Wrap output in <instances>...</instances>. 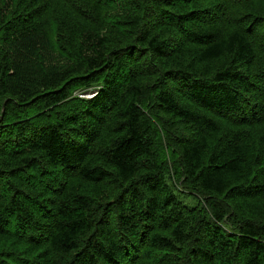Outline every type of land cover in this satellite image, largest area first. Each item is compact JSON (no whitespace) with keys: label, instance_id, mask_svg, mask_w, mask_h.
I'll return each instance as SVG.
<instances>
[{"label":"trees","instance_id":"16d2710c","mask_svg":"<svg viewBox=\"0 0 264 264\" xmlns=\"http://www.w3.org/2000/svg\"><path fill=\"white\" fill-rule=\"evenodd\" d=\"M0 264H264V0H0Z\"/></svg>","mask_w":264,"mask_h":264},{"label":"rangeland","instance_id":"374dc122","mask_svg":"<svg viewBox=\"0 0 264 264\" xmlns=\"http://www.w3.org/2000/svg\"><path fill=\"white\" fill-rule=\"evenodd\" d=\"M85 91H77V92H75L78 96H81V97H83V98H88V97H91L92 96V94H93V92H95V90L93 91V90H89L88 89V91L87 92H85Z\"/></svg>","mask_w":264,"mask_h":264},{"label":"bare ground","instance_id":"6f19581e","mask_svg":"<svg viewBox=\"0 0 264 264\" xmlns=\"http://www.w3.org/2000/svg\"><path fill=\"white\" fill-rule=\"evenodd\" d=\"M45 31V30H44Z\"/></svg>","mask_w":264,"mask_h":264}]
</instances>
